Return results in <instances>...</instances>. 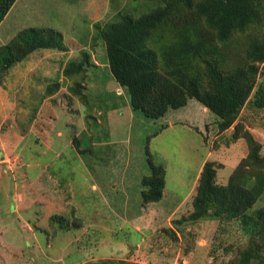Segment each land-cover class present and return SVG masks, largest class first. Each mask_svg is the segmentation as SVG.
Masks as SVG:
<instances>
[{
    "label": "rangeland",
    "instance_id": "374dc122",
    "mask_svg": "<svg viewBox=\"0 0 264 264\" xmlns=\"http://www.w3.org/2000/svg\"><path fill=\"white\" fill-rule=\"evenodd\" d=\"M159 4L18 0L0 27L4 45L25 28L52 29L65 45L35 51L0 83V264H220L249 247L264 255L263 226L249 235L239 220L189 218L204 163L219 164L217 183L225 185L248 142L232 140L234 127L220 132L197 100L158 120L133 112L110 71L97 25ZM242 41L226 49L238 61ZM81 63L80 74L65 75ZM238 122L264 155V110L247 104ZM150 157L165 166L166 186L161 201L145 204Z\"/></svg>",
    "mask_w": 264,
    "mask_h": 264
},
{
    "label": "trees",
    "instance_id": "16d2710c",
    "mask_svg": "<svg viewBox=\"0 0 264 264\" xmlns=\"http://www.w3.org/2000/svg\"><path fill=\"white\" fill-rule=\"evenodd\" d=\"M16 1L0 0V24ZM97 30L106 46L110 71L133 112L158 120L170 110L184 109L190 100H197L216 116L220 132L234 127L232 140L244 138L249 144L248 156L225 185L217 183L219 164L204 163L190 220H239L249 235L264 227L262 145L251 132L241 134L238 122L247 104L264 110V0H161L139 17L118 12L97 25ZM240 41L247 44L238 61L226 49ZM1 47L0 83L35 51L65 49L54 30L43 34L32 28ZM82 71L83 63L72 64L65 75ZM149 161L151 172L141 180L145 204L161 201L166 186L165 166L154 165L152 158ZM260 201L263 204L255 208ZM51 220L61 217L55 215ZM88 264L130 263L102 260ZM220 264H264V255L249 247L234 260Z\"/></svg>",
    "mask_w": 264,
    "mask_h": 264
},
{
    "label": "crops",
    "instance_id": "0c3cea01",
    "mask_svg": "<svg viewBox=\"0 0 264 264\" xmlns=\"http://www.w3.org/2000/svg\"><path fill=\"white\" fill-rule=\"evenodd\" d=\"M17 2H18V0H17ZM16 4V3H15ZM14 4V5H15ZM13 8H14V6L12 7V9L9 11V13L7 14V16L5 17V19H4V21L0 24V27L2 26V24H4V22L7 20V18L9 17V15H10V13L12 12V10H13ZM26 29V28H25ZM25 29H23V30H25ZM22 31V30H21ZM0 46L1 45H4V44H2V39L0 38ZM120 86V85H119ZM119 91H121V90H119ZM121 93H122V91H121ZM126 100H127V104L129 105V102H128V98H127V96H126ZM186 108V107H185ZM130 110V109H129ZM60 199V198H59ZM59 199H58V201H59ZM26 228L27 230H32L33 231V229L31 228V227H29L28 226V224H27V226L24 224H21V226H20V229L23 231L24 229ZM33 236L35 237V239H36V234L33 232Z\"/></svg>",
    "mask_w": 264,
    "mask_h": 264
},
{
    "label": "water",
    "instance_id": "95a60500",
    "mask_svg": "<svg viewBox=\"0 0 264 264\" xmlns=\"http://www.w3.org/2000/svg\"><path fill=\"white\" fill-rule=\"evenodd\" d=\"M0 157H1V159H3L4 158L3 154H0Z\"/></svg>",
    "mask_w": 264,
    "mask_h": 264
}]
</instances>
